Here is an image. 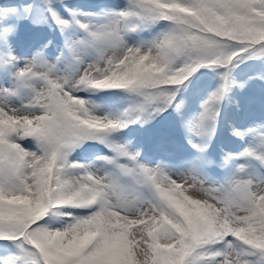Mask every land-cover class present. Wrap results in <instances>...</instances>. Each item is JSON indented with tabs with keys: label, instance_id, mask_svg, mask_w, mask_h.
<instances>
[{
	"label": "snow or ice",
	"instance_id": "obj_1",
	"mask_svg": "<svg viewBox=\"0 0 264 264\" xmlns=\"http://www.w3.org/2000/svg\"><path fill=\"white\" fill-rule=\"evenodd\" d=\"M22 19L58 30L63 45L48 40L21 63L12 37ZM246 60L264 61V0L0 6V264H264V177L206 174L233 70ZM203 68L220 83L183 123L196 157L177 169L145 163L123 132L180 113L178 93ZM115 92L130 101L123 110L92 98ZM232 135L264 145V122ZM85 145L106 151L80 157ZM244 158L264 165L247 146L225 164Z\"/></svg>",
	"mask_w": 264,
	"mask_h": 264
},
{
	"label": "rangeland",
	"instance_id": "obj_2",
	"mask_svg": "<svg viewBox=\"0 0 264 264\" xmlns=\"http://www.w3.org/2000/svg\"><path fill=\"white\" fill-rule=\"evenodd\" d=\"M1 1L2 0H0V4L1 5L4 4ZM19 2H22L23 4L25 2L28 3L29 1L19 0ZM67 3L70 7H82L86 11L97 10L102 5H107V6H112V7H123V0H70ZM16 42L17 40H14L15 45L18 43ZM40 45H42L41 42L40 44H37V48H39ZM37 48H35L34 50H36ZM14 51L21 58V63H23L24 59L31 58L33 54V53L32 54H27V53L21 54L15 48H14ZM20 54L23 56H20ZM239 68L242 70L244 74L250 71L251 74L255 76V74H253L254 73L253 71L255 70V68L253 67L252 69V66H250L249 64L243 63V65H240ZM250 76L251 75L242 76L243 79H241L240 82L244 83L245 81H247V84L245 86L249 87L250 84H252L251 83L252 80H249ZM192 78L194 79L197 85V88L199 89V85L203 81V76L193 75ZM219 83H220V80L218 79L216 83L213 86H211L209 89L200 91V92L196 91L197 93L195 92L196 93L195 97L190 102H188V104L186 105V110H185V114L183 117V123L184 121L192 119L199 114V112L201 111V104L208 97L209 93L215 90V88L218 86ZM246 94L247 95L251 94V91H249L248 89V91H246ZM232 96H233V99L236 98V94L232 93ZM249 96L254 97L255 95L252 94ZM110 97L111 98L113 97L111 101H109ZM92 98L95 99L97 103L108 105L114 111L123 110L130 103L128 98H125L123 100L124 104L120 103L119 101H121L123 98H122V93H119V92H115L114 94H112V96L109 95L108 100L106 99L105 101L101 100V98L99 100L98 96H95ZM237 103H238L237 104L238 111H240L241 113L240 123L236 124V122L232 118V115L227 111V109L223 110V117H222L221 122H226V125L231 124L232 126H236L237 128H241V129H247L250 127H258L261 125L262 122H264V119L261 118L259 111H258V107L255 104L251 105L250 103L245 101L244 104H247L249 108H247V111H243L245 110L244 109L245 105H243V103H241L240 101ZM131 131H132L131 129L130 130L126 129L122 134V140L130 141L131 142L130 148L134 151L139 150L141 152V157H142L141 159L145 163L155 164L157 161H163L167 163L173 169H177V168H182L183 166H185L186 162L192 161L197 155L196 152L191 151L192 147L188 142L189 137L184 127H183V133H182L183 141L189 144L190 149L189 150L184 149L183 152H178V153L175 152L171 156L169 154H163L160 156L159 153L157 152L153 153L149 149H145V147H143L142 145V142L139 141V138L135 137ZM209 145H212V144H209ZM215 145L216 147L214 148V151L212 152L213 155L215 156H218L220 154H223V156H226L229 153H240L244 150L246 146L255 150L257 154H264V145L261 144L259 139L251 135L246 136L244 138H239V137L234 136L232 140L225 141L224 143L222 141L220 143L217 142V144L215 143ZM100 151H106V150H104L102 146L100 145H85V147L82 150L78 151V155L80 157L92 158L93 153H97ZM149 157H152V158H149ZM238 165H245V170L243 173L237 172ZM206 174L209 178L217 182H223L225 179H227L228 177L234 174L261 178V177H264V165H262L260 161L254 158L234 159V160H230L228 162V166L222 170H220V168L213 169L211 167H208L206 169Z\"/></svg>",
	"mask_w": 264,
	"mask_h": 264
},
{
	"label": "trees",
	"instance_id": "obj_3",
	"mask_svg": "<svg viewBox=\"0 0 264 264\" xmlns=\"http://www.w3.org/2000/svg\"><path fill=\"white\" fill-rule=\"evenodd\" d=\"M8 1V2H7ZM30 3L31 0H28ZM4 4H0V6L4 7H14L21 5L22 2H19V0H2L1 1ZM7 2V3H6ZM6 3V4H5ZM26 3V2H25ZM163 22L161 25L156 26L152 30V32H146L148 33L146 35V38L155 34V32L159 31L163 27ZM54 34H59V37L54 38ZM35 39L36 41H40L41 43H45L48 40L56 41L58 45H63V37L59 33L58 30L49 29L46 25H36L32 23L31 19H22L18 23L17 33L14 37H12L13 41V47L16 49L17 46H27L30 44V40ZM14 40H17V44H14ZM18 51V49H17ZM34 52V49L32 48L29 52V54H32ZM244 64H249L255 68L253 71L255 74L252 75L250 71L246 72V75H251L253 77H258L260 73L264 72V61L262 60H246L243 62ZM243 63H240L232 73V78L234 81V86L232 87L231 91L226 96L223 103L228 106H235L233 104V94H236V98L239 100H246V98L252 97V100H250V103L255 104L256 100L261 101L264 104V80L260 79H253L252 84H250L249 87L245 86L244 88H240L238 85L241 84L242 77V70L239 68L240 65H243ZM201 75L203 76V81L199 85V89L197 88V85L194 81V79L191 77L190 82L186 81L185 86H183L178 93V100L177 102L183 101L182 108L180 113H177L175 110L169 109L168 111L160 114L155 119L151 120L149 123L144 125H134L133 131L135 133V136H139L142 141L146 142L149 147L151 148H175L178 145V142L183 141L182 133H183V117L186 110V105L188 102H190L194 97L195 94L200 91V89H209L212 85L216 83V81L219 79V76L216 71H213L211 69L203 68L198 70L194 76ZM251 91V94L249 95H255L249 96L246 94V91ZM197 91V92H196ZM196 92V93H195ZM122 93V92H119ZM114 96V95H113ZM113 98V97H112ZM111 98V99H112ZM122 100L119 101L120 103H123V100L127 98L124 93H122ZM126 105V104H125ZM124 105V106H125ZM123 106V107H124ZM122 107V108H123ZM214 136H220L226 140H232V130L230 129H224V132L215 131ZM212 137V140L210 144L215 145V137ZM179 150V149H178ZM175 151V152H178ZM213 147L208 148L207 154L208 156L213 159L215 162L213 166H224L225 165V156L223 154H220L218 156L213 155ZM2 243V242H0Z\"/></svg>",
	"mask_w": 264,
	"mask_h": 264
}]
</instances>
